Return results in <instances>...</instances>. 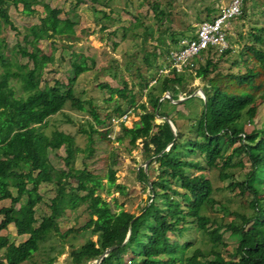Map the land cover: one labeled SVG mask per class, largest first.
Returning <instances> with one entry per match:
<instances>
[{"label": "trees", "instance_id": "trees-1", "mask_svg": "<svg viewBox=\"0 0 264 264\" xmlns=\"http://www.w3.org/2000/svg\"><path fill=\"white\" fill-rule=\"evenodd\" d=\"M10 1L20 3L21 10L28 14L35 12L34 5L40 4L42 14L38 15L37 22L24 27L22 44L16 40L8 45L0 36V199L9 200L8 204L0 205V230L12 223L17 234H26L18 242L6 238L0 241V264H20L23 261L36 264L35 255L40 242L50 234L61 238L71 230L59 232L54 216L61 213L65 205L73 208L81 202H86L88 216L79 229L88 230L94 238L87 236L76 247L68 243L70 264H88L105 247L113 244L115 246L97 264H121L126 254L125 264H264V192L257 190L248 179L250 174L264 171V128L249 132L243 129L244 119L251 114L249 107L245 106L263 94L264 50L246 45L252 59L246 61L251 65L244 66L243 70L222 71L216 68L211 53L226 54L229 46L221 52L210 47L204 49L203 62L199 61L200 58L190 70H185L190 76L205 80L202 88L205 99L201 100L199 111L188 120L185 129L170 116L175 103L162 96L164 91H168L175 99L179 90H185L187 79L184 71L173 75H157L155 70L147 75L138 72L136 89L129 93H126L128 83L122 76L118 78L120 86L101 83L109 94L116 92L123 98L127 107L115 103L111 113L104 117L90 109L92 121L87 122V127L78 129L85 137L81 146L69 132L55 127L46 134L39 128L48 116L61 110L65 104L77 108L82 102L74 94L72 84L79 72L93 66L94 59L72 47V42L78 39L73 28L75 19L71 15L59 16V7L43 0ZM8 2L0 0V31L3 23L16 29L7 12ZM205 10V18L214 15L208 17L213 8L206 7ZM156 11L162 18L163 11L160 8ZM193 28L186 23L183 29L170 31L172 44L167 46L166 56L178 38L190 35ZM151 30L149 25L144 28L143 40L145 36L152 35ZM255 38L261 40L256 34ZM40 39H48L52 44L60 41L61 46L71 47L70 55L78 66L69 69L65 82L55 78L51 83H41L43 68L52 61L53 54L52 51H40L37 46ZM5 52L11 57H6ZM15 54L24 56L26 60L18 62ZM127 62L126 59L125 65L129 68ZM111 74L115 76L114 71ZM155 76L154 82L148 84ZM190 92L187 89L186 94ZM142 95L145 103L140 100ZM188 97L181 103L187 105ZM166 100L172 103L169 111L164 106ZM127 109L139 118L131 126L121 123L120 133L114 138L121 141L126 137L132 146L139 139L143 160L149 159L146 167L140 165L136 168L137 177L149 190L147 199L136 213L123 207L112 210L97 191L103 188V178L114 182L115 171V159L109 148L100 155L95 152L97 139L109 141L107 130L100 132L98 126ZM155 115L168 116L175 126L174 134L163 118L155 122ZM65 118L70 120L68 116ZM169 141L171 143L165 148ZM234 142L237 145L227 151L229 144ZM60 146L64 152L62 161L65 168L59 170V178H54L46 151ZM234 151L242 152L248 159L249 168L241 178L235 177L230 168L234 164L230 162ZM79 152L80 164L76 165ZM152 162L156 163V173L153 178H148L147 170ZM236 163L242 166L240 160ZM212 167L217 168L219 179H227L225 187L239 196L240 205L247 207L248 213L231 209L220 196L214 195L218 187L213 186L204 172V169ZM70 178L74 182L72 186L68 185ZM50 181L54 183V194L48 202L50 210L37 220L35 205L42 200L39 185ZM114 186L122 191L121 184L115 183ZM175 200L177 206H174ZM202 206L206 208L204 211H201ZM215 207L222 215L229 212L233 217L221 223L215 215L207 213ZM195 228L205 233L207 241L204 247L196 246L187 252L192 241L185 233ZM128 229V237L122 242ZM223 230H228V235L235 240L234 246L225 249L227 257L220 251V247L225 246ZM168 233L180 236L181 241L170 238ZM55 247L57 252H61L63 243L58 242L49 248ZM53 258L54 255H50L41 264H48Z\"/></svg>", "mask_w": 264, "mask_h": 264}, {"label": "rangeland", "instance_id": "rangeland-1", "mask_svg": "<svg viewBox=\"0 0 264 264\" xmlns=\"http://www.w3.org/2000/svg\"><path fill=\"white\" fill-rule=\"evenodd\" d=\"M43 1L51 6L59 7V16L71 15L75 19L73 28L78 39L72 42V47H74L75 51L90 55L94 59V64L91 68L79 72L76 80L72 84L74 94L82 100L81 105L77 108H71L65 104L61 110L48 116L39 128L46 134H49L50 130L55 127L69 132L73 134L75 141L83 146L85 137L78 129L82 126L87 127V122L92 121L91 115L89 114L90 109H94L99 117H104L106 113H111L110 111H112L111 109L115 103L127 107L123 98L119 97L116 92L109 94L107 87L101 86V83H108L111 87L120 86L118 78L122 76L129 87L126 93L134 91L136 89L135 81L138 78V72L147 75L153 72V70L157 71L161 64L166 61L167 56L165 50L168 45L172 44L170 31L183 29L186 23L195 27L197 21L205 18L206 7L213 8L208 14L209 17L216 12L219 4L227 3L229 0ZM33 7L35 8V12L28 14L21 10L20 3H13L9 0L7 12L16 29L10 27L9 24L3 23L0 31V36L5 39L8 45L15 43L16 40L22 44L23 40L21 35L24 32V27L37 22L38 15L42 14V7L40 4H36ZM156 8H160L163 11L162 18H159ZM148 25L152 29V35L145 36V40H143L142 33ZM223 29L229 51L223 55L211 53L212 60L216 61V68L222 71H237L238 68L243 70L244 66L251 65L249 61H246V59H251L250 53L246 50V45H255L264 50V0H244L240 15L229 18L228 25L223 27ZM255 34L261 37V40L256 39ZM37 46L40 51L46 53L52 51L53 54L52 61L48 62L43 68L41 83L43 81L51 83L55 78L65 82L69 69L78 66V62L73 60L70 55L71 47L61 46L60 41H55L52 44L48 39H40L37 42ZM202 53L203 51L199 55ZM4 54L6 57H11L10 53L5 52ZM15 57L18 62H24L26 60L24 56L19 54H15ZM126 59L128 60L129 68H126L125 65ZM198 59L200 58H195L196 61ZM203 59L204 55L199 61L203 62ZM147 63L150 66L146 67L145 65ZM112 71L115 72V76H112ZM183 75L187 79L185 90H179L176 97L181 99L172 101L175 103L172 111L170 110V104H172L170 100H166L164 106H166V110H170V116L175 118L176 123L182 129H185L188 120L194 117V114L199 111L201 100L203 101L202 97L198 94H192L188 97L187 95L189 93L186 94L187 89H190L191 92L193 90L198 91V88H203L205 80L199 77H192L187 74V71H184ZM152 82L149 83L151 84ZM166 94V91H164L162 96H166ZM185 96L188 97L185 101L187 105L181 103L186 98ZM140 100L145 103L143 95ZM245 107H249L251 114L249 118L244 119V131L249 132L260 127L264 128V89L263 94H259ZM136 111H139V108ZM67 116L70 117V120L65 118ZM138 118L139 116L132 112L126 119V124L130 126ZM104 119L106 121V118ZM159 120L160 117L158 116L154 118L155 122ZM191 122H193V119ZM107 128L108 122L98 126L100 132H105ZM117 128L112 127L110 130L108 142L97 139L96 154H103L104 149L109 148V151L112 152V156L115 159L114 182H107L103 178V188L97 191L108 201L112 210L116 211L123 207L128 211L136 213L140 205L147 199V193L149 191L148 187L144 185V182L137 177L136 168L140 165L146 167L148 160H143L139 139H136L134 146L127 142L126 137L121 141L115 140L114 136L120 133L119 128ZM233 145H237V142L229 144L227 151H230ZM46 153L52 164L51 173L53 177L59 178V170L65 168L62 161V156L64 155L62 146L55 149L47 148ZM80 155L81 152L77 156L76 165L80 164ZM238 160L242 162V166H238V163H236ZM230 162L234 163L230 168L233 169L234 175H236L235 177L238 178H241L244 171L249 168L248 159L242 152H232ZM154 167H156V163L152 162L147 170L148 178L154 177L156 173ZM204 172L211 179L213 186L218 187L214 195L220 196L221 200L227 202L231 209L239 212H249L247 207L240 205L238 200L239 196H235L232 191L225 187L227 179L218 178L216 167L204 169ZM248 179L257 190L264 192V171L259 170L254 172L248 176ZM68 181L69 186L74 184L73 179L70 178ZM115 183L122 185V191H118V188L114 186ZM53 186L54 183L51 181L42 182L39 185L42 200L35 205V216L37 220L42 214L49 213L48 202L54 194ZM67 188L70 189L69 187ZM8 202L9 200L7 198L0 199V205L8 204ZM174 206H177L176 200L174 201ZM205 209V206L201 207V211ZM207 213L215 215L216 219L221 223L233 217V214L229 212L222 215V212L216 209V207L209 209ZM87 216L88 209L86 208V202L78 203L73 208H70L68 205L62 207V212L54 216L57 230L59 232L69 228L71 230L66 232L61 238L57 234H50V236L40 242L37 249L38 254L35 255L36 264H41L50 255H54V258L48 264H70L67 255L69 250L68 243L71 242L76 247L87 236L94 238V235L89 234L88 230L81 231L79 229V226L87 219ZM223 227L224 225L221 224V228ZM50 230L51 228H49ZM168 234L170 238H176L178 241H181V237L176 236L175 233ZM185 235L190 236V240L192 241V244L186 249L187 252H190L196 246L204 247L207 241L205 233L200 232L197 228L187 230ZM25 237L26 234L16 233L12 223H8L6 228L0 230V241L6 238L10 241L18 242ZM222 239L225 242V246L220 247V251L224 257H227L225 249L228 250L234 246L235 240L228 235V230L222 231ZM58 242L63 243L61 252H57V247L49 248ZM123 257L121 264H125L128 255H123ZM90 262L92 263L93 260L89 261L88 264ZM20 264L33 263L23 261Z\"/></svg>", "mask_w": 264, "mask_h": 264}, {"label": "built area", "instance_id": "built-area-1", "mask_svg": "<svg viewBox=\"0 0 264 264\" xmlns=\"http://www.w3.org/2000/svg\"><path fill=\"white\" fill-rule=\"evenodd\" d=\"M243 2L244 0H229L227 3H221L211 18H203L197 21L190 35L178 38L177 44L170 49L166 61L157 69L156 74L173 75L177 72L190 70L196 63L195 58H200L199 54L207 47L215 49L217 52L228 47L223 27L228 25L229 18L240 13ZM155 78L156 76L149 82L154 81ZM131 113V109H127L121 114L112 115L108 122L106 134L110 136L112 127L120 128L121 123L128 126L126 119ZM113 131L115 132V130Z\"/></svg>", "mask_w": 264, "mask_h": 264}, {"label": "water", "instance_id": "water-1", "mask_svg": "<svg viewBox=\"0 0 264 264\" xmlns=\"http://www.w3.org/2000/svg\"><path fill=\"white\" fill-rule=\"evenodd\" d=\"M200 92V93H199ZM166 97H169L170 98V100L171 101H178L179 99H181V98H176V99H172L171 97H170V95H169V93H168V91H166ZM192 94H198L199 96H201L202 97V99H203V101H204V99H205V96H204V93H203V90L201 89V88H198V91L196 90H193L191 93H189L187 96H191ZM186 97V96H185ZM158 117H160V118H163L167 123H168V125H169V127H170V129L172 130V133L174 134V131H175V127H174V125H173V123H172V121L170 120V118L168 117V116H160V115H157ZM171 143V141H169L168 143H167V145L165 146V148L169 145ZM147 160H149L148 158L146 159V161ZM144 167V166H143ZM128 234H129V229L127 230V232H126V236H125V238L123 239V241L122 242H124L125 240H126V238L128 237ZM115 245L113 244V245H110V246H107V247H105L104 249H103V251L93 260V264H97L98 262H99V260L111 249V248H113Z\"/></svg>", "mask_w": 264, "mask_h": 264}, {"label": "clouds", "instance_id": "clouds-1", "mask_svg": "<svg viewBox=\"0 0 264 264\" xmlns=\"http://www.w3.org/2000/svg\"><path fill=\"white\" fill-rule=\"evenodd\" d=\"M134 114V113H133ZM136 115V114H135ZM157 115H155V117H156ZM161 119V118H160ZM174 125V124H173ZM131 126V125H130ZM175 127V126H174Z\"/></svg>", "mask_w": 264, "mask_h": 264}, {"label": "crops", "instance_id": "crops-1", "mask_svg": "<svg viewBox=\"0 0 264 264\" xmlns=\"http://www.w3.org/2000/svg\"><path fill=\"white\" fill-rule=\"evenodd\" d=\"M203 56V53H202V55H200V58ZM202 89V88H201Z\"/></svg>", "mask_w": 264, "mask_h": 264}]
</instances>
